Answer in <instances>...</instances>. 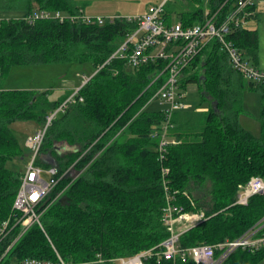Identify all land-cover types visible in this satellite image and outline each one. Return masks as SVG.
Instances as JSON below:
<instances>
[{
  "label": "trees",
  "instance_id": "trees-1",
  "mask_svg": "<svg viewBox=\"0 0 264 264\" xmlns=\"http://www.w3.org/2000/svg\"><path fill=\"white\" fill-rule=\"evenodd\" d=\"M192 1L167 8V0L166 23L174 16L185 26L213 15L220 21L238 0ZM84 2L25 0L22 15L0 19V83L14 66L61 63L90 68L76 100L53 118L41 148L55 158L60 178L39 208L43 228L34 223L20 235L23 228L16 224L0 244V264L26 257L57 260L56 251L78 264H115L119 257L158 251L170 235L164 220L168 202L203 213L180 234V251L234 240L260 225L258 233L264 236V194L252 195L246 205L236 203L241 187L253 176L264 179V84L246 80L219 41L211 40L180 79L184 90L189 82L198 83L208 109L190 116L176 111L169 133L173 140L161 155L160 136L154 131L161 128L165 113L147 105L167 80L169 59L131 67L124 58H111L137 23L121 17L104 23L26 18L37 10L78 14L86 9ZM248 9L254 11L256 4ZM227 38L258 63L257 29L244 26ZM246 84L260 95L257 132L240 120L246 115ZM51 93L0 88V221L15 215L13 204L24 173L10 163L21 164L30 154L12 124L37 120L43 125L49 112L70 95L51 99ZM37 163L52 166L40 157ZM146 263L197 264L181 253L160 261L154 255ZM223 264H264V245L254 251L238 248Z\"/></svg>",
  "mask_w": 264,
  "mask_h": 264
},
{
  "label": "built area",
  "instance_id": "built-area-1",
  "mask_svg": "<svg viewBox=\"0 0 264 264\" xmlns=\"http://www.w3.org/2000/svg\"><path fill=\"white\" fill-rule=\"evenodd\" d=\"M166 1L163 0L158 4L151 5L146 12L135 15L112 14L104 16L91 15L86 13L85 10H80L78 14L37 10L26 16L30 21L36 18L53 17L59 21L81 19L86 22L97 21L99 23H104L107 20L113 21L115 18L121 17L137 23V27L127 34L125 40L121 42L111 58H124L131 67H139L158 59H169V63L165 68L168 70L167 80L155 95V98L164 103V123L159 130L154 131V136H160L158 150L161 155L169 142L173 140L169 133L174 127L172 122L174 113L188 106L186 92L180 87L183 70L211 40L217 39L219 41L221 50L226 52L232 67L240 72L246 80L256 84H264V69L259 68L244 57L242 51L235 46L232 40L227 38V35L234 30L247 25L250 16L253 14V11L248 8L255 3L254 0H238L233 12L220 21L214 18L215 15H213L208 16L203 22L188 26L183 25L179 20L171 24L166 23L164 19V4ZM89 78V76H85L82 85ZM81 86L77 87L72 96L58 109L47 115L46 122L40 129L25 138V146L30 152L29 160L27 168L22 174L20 187L14 200L13 210L15 215L0 221V244L10 235L16 224H21L23 228L20 235L34 223H38L43 228L39 208L60 178L58 177L59 169L55 165L46 168L39 165L37 160L40 157L50 123L60 109L76 100ZM79 99L83 100L82 97ZM257 193L264 194V179L260 176H253L247 184L241 187L236 203L246 205L249 198ZM164 212V220L170 230V235L161 243L160 250L153 251V249H150L132 256L119 257L115 264H147L148 257L156 255L158 261H160L162 258H175L179 253L183 256H192L197 264H223L238 248L254 251L264 245V236L258 233L263 227V225H260L251 228L234 240L226 239L216 244L203 243L180 251L177 246L179 236L188 228V225L182 226L183 223L189 222L190 225H194L203 218V213L187 212L181 206L171 202H168ZM12 245L13 243L9 245V248ZM56 254L57 260L26 257L15 260L11 264H78L66 261L57 251Z\"/></svg>",
  "mask_w": 264,
  "mask_h": 264
},
{
  "label": "rangeland",
  "instance_id": "rangeland-1",
  "mask_svg": "<svg viewBox=\"0 0 264 264\" xmlns=\"http://www.w3.org/2000/svg\"><path fill=\"white\" fill-rule=\"evenodd\" d=\"M78 3L88 4L86 13L91 15H135L142 14L148 10L151 5L158 4L163 0H75ZM183 0H169L167 8L180 7ZM192 1V0H189ZM208 0H201L205 4ZM257 6V18L253 19L251 25L255 27L259 35L258 48V63L259 68L264 69V0H254ZM193 2V1H192ZM25 0H0V19L22 15L24 12ZM188 3V1H185ZM174 19L176 17L174 16ZM90 68L87 65L78 64H39V65H20L12 67L7 77L1 80L0 88L10 89H51V99H56L64 94H72V87L84 81L85 76H89ZM83 80V81H82ZM82 85V84H81ZM80 85V86H81ZM187 108L177 112L178 115L190 116L200 111L208 109L207 103H202L199 85L192 81L187 84L185 89ZM68 97V98H69ZM67 98V99H68ZM67 99L65 101H67ZM244 107L246 115H241L245 118L250 130L258 131L259 116H260V95L258 91L249 89L246 84V89L243 95ZM164 103L160 99H153L147 105L149 109L163 108ZM52 113V112H49ZM242 123V120H241ZM243 124V123H242ZM244 125V124H243ZM42 127L41 122L37 120H18L12 124V128L19 139L25 144V138ZM27 161L21 164L10 163L15 169H21L23 172L27 168ZM190 226L189 222L183 223L182 226ZM189 228V227H188Z\"/></svg>",
  "mask_w": 264,
  "mask_h": 264
},
{
  "label": "crops",
  "instance_id": "crops-1",
  "mask_svg": "<svg viewBox=\"0 0 264 264\" xmlns=\"http://www.w3.org/2000/svg\"><path fill=\"white\" fill-rule=\"evenodd\" d=\"M255 4H256V3H255ZM257 10H258V9H257V6H256V9L254 10L255 12L253 11V13H254V17L251 18V19L248 21V23H247V25H246L247 27L252 28V29H255V27H253V26L251 25V22L253 21V19L257 18V16H258V15H257V13H258ZM23 13H24V12H23ZM23 13H22V14H23ZM207 13H208V12H207ZM17 16H18V15H17ZM177 20H178L177 18H176V19H173V22H175V21H177ZM250 61H251V60H250ZM251 62H252V61H251ZM83 79H84V78H83ZM82 81H83V80H82ZM82 83H83V82H82ZM82 83H81V84H82ZM81 84L77 85L75 88L72 87L71 92L74 91V89H76L77 87H79ZM206 110H207V109H206ZM244 117H245V116H244ZM244 117H242V119H241V120H242V123L244 124V126H248ZM247 128H248V127H247ZM255 132H257V131H255Z\"/></svg>",
  "mask_w": 264,
  "mask_h": 264
},
{
  "label": "water",
  "instance_id": "water-1",
  "mask_svg": "<svg viewBox=\"0 0 264 264\" xmlns=\"http://www.w3.org/2000/svg\"><path fill=\"white\" fill-rule=\"evenodd\" d=\"M40 158L43 159L44 161L52 164V165H55L56 164V160L53 156H51L50 154H47V153H41L40 154Z\"/></svg>",
  "mask_w": 264,
  "mask_h": 264
}]
</instances>
